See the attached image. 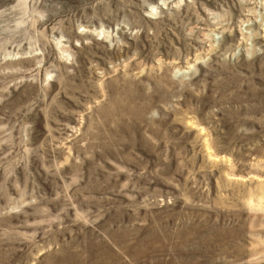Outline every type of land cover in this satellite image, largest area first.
Returning <instances> with one entry per match:
<instances>
[{"label": "rangeland", "instance_id": "1", "mask_svg": "<svg viewBox=\"0 0 264 264\" xmlns=\"http://www.w3.org/2000/svg\"><path fill=\"white\" fill-rule=\"evenodd\" d=\"M0 264H264V0H0Z\"/></svg>", "mask_w": 264, "mask_h": 264}]
</instances>
